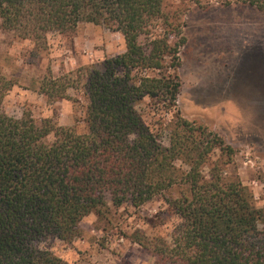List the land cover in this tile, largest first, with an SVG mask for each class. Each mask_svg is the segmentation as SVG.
Instances as JSON below:
<instances>
[{"label": "trees", "instance_id": "trees-1", "mask_svg": "<svg viewBox=\"0 0 264 264\" xmlns=\"http://www.w3.org/2000/svg\"><path fill=\"white\" fill-rule=\"evenodd\" d=\"M248 2L264 11V0ZM0 22L37 50L81 23L118 32L126 44L100 66L49 74L41 85L49 101L82 92L84 134L53 119L6 115L0 91V264H68L40 244L73 243L82 221L109 204L140 208L157 198L178 218L171 241L134 239L155 264H264V208L229 173L234 147L178 107L181 60L165 0H0ZM145 100L161 113L169 145L146 122Z\"/></svg>", "mask_w": 264, "mask_h": 264}, {"label": "rangeland", "instance_id": "rangeland-1", "mask_svg": "<svg viewBox=\"0 0 264 264\" xmlns=\"http://www.w3.org/2000/svg\"><path fill=\"white\" fill-rule=\"evenodd\" d=\"M165 2L175 19L170 41L179 44L181 60L178 107L186 119L203 124L234 147L229 173L239 176L255 207L264 208V11L248 0ZM155 30L162 32L160 23ZM125 51L124 37L104 26L81 23L70 35L51 33L47 48L37 50L0 22L2 111L16 119L25 115L39 122L53 119L84 134L87 103L82 92L71 89L70 99L49 101L41 94V85L49 74L56 78L75 74ZM155 107L145 100L141 110L169 145V130L160 124L161 113ZM171 116L165 115L167 121ZM177 222L160 198L140 208L109 204L102 214L92 213L82 221V236L73 243L50 239L40 247L68 264H155L134 239L145 235L170 242Z\"/></svg>", "mask_w": 264, "mask_h": 264}]
</instances>
